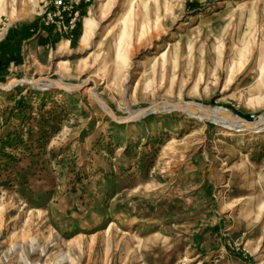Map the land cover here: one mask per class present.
Masks as SVG:
<instances>
[{
    "label": "rangeland",
    "instance_id": "374dc122",
    "mask_svg": "<svg viewBox=\"0 0 264 264\" xmlns=\"http://www.w3.org/2000/svg\"><path fill=\"white\" fill-rule=\"evenodd\" d=\"M144 2L0 0V264H264V0Z\"/></svg>",
    "mask_w": 264,
    "mask_h": 264
},
{
    "label": "built area",
    "instance_id": "2783aa9c",
    "mask_svg": "<svg viewBox=\"0 0 264 264\" xmlns=\"http://www.w3.org/2000/svg\"><path fill=\"white\" fill-rule=\"evenodd\" d=\"M51 7L44 13V25L53 26L58 31L71 30L78 18L77 7L81 0H50Z\"/></svg>",
    "mask_w": 264,
    "mask_h": 264
},
{
    "label": "crops",
    "instance_id": "0c3cea01",
    "mask_svg": "<svg viewBox=\"0 0 264 264\" xmlns=\"http://www.w3.org/2000/svg\"><path fill=\"white\" fill-rule=\"evenodd\" d=\"M33 30L35 31L34 35H29V38L26 39L28 42H30L29 46L38 48L44 47L42 50L45 51L49 47V43L52 41V39L57 38L56 34L52 31L51 28H44L40 25L34 24L32 29L30 27L29 31ZM40 39L42 41L39 42Z\"/></svg>",
    "mask_w": 264,
    "mask_h": 264
},
{
    "label": "bare ground",
    "instance_id": "6f19581e",
    "mask_svg": "<svg viewBox=\"0 0 264 264\" xmlns=\"http://www.w3.org/2000/svg\"><path fill=\"white\" fill-rule=\"evenodd\" d=\"M146 2V1H145ZM144 0H139V3H145ZM132 3L130 2H127L125 4V8L120 12V14H118V16L114 19L113 23L114 25L116 26H121L124 22V20L129 16V6L131 5ZM92 22L90 20H86L85 23H84V32H83V37L81 38V41L82 42H85L87 39H88V36H89V33L92 29ZM127 33V30H123L122 31V34H124L123 37H125ZM129 35V34H128ZM127 35V36H128ZM43 82V81H42ZM30 84L33 83L32 81L29 82ZM45 83V82H44ZM60 86V85H59ZM71 90V89H69ZM91 95L93 96L94 99L98 100L99 99V96L95 93H93L91 91Z\"/></svg>",
    "mask_w": 264,
    "mask_h": 264
}]
</instances>
